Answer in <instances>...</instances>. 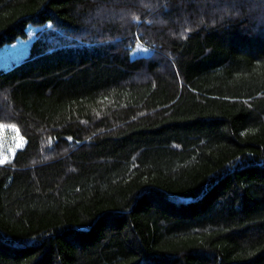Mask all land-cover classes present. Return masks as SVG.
<instances>
[{
  "label": "trees",
  "instance_id": "1",
  "mask_svg": "<svg viewBox=\"0 0 264 264\" xmlns=\"http://www.w3.org/2000/svg\"><path fill=\"white\" fill-rule=\"evenodd\" d=\"M20 39L0 264H264V0H0Z\"/></svg>",
  "mask_w": 264,
  "mask_h": 264
},
{
  "label": "rangeland",
  "instance_id": "2",
  "mask_svg": "<svg viewBox=\"0 0 264 264\" xmlns=\"http://www.w3.org/2000/svg\"><path fill=\"white\" fill-rule=\"evenodd\" d=\"M33 31H30V41L33 38ZM30 41L20 39L1 50L0 67L11 65L13 61L21 60L26 55L27 48H24L25 46L19 47V45L28 44ZM15 129L13 127H6L0 132V158L5 159L6 163L16 155L18 150L26 145V139Z\"/></svg>",
  "mask_w": 264,
  "mask_h": 264
},
{
  "label": "snow or ice",
  "instance_id": "3",
  "mask_svg": "<svg viewBox=\"0 0 264 264\" xmlns=\"http://www.w3.org/2000/svg\"><path fill=\"white\" fill-rule=\"evenodd\" d=\"M146 51V49H145ZM6 126L4 124H0V132H2V130L5 128ZM13 129H15V125H12ZM16 131H18V129H15ZM49 143H51V139L49 140ZM6 163L5 159L0 158V165H3Z\"/></svg>",
  "mask_w": 264,
  "mask_h": 264
}]
</instances>
